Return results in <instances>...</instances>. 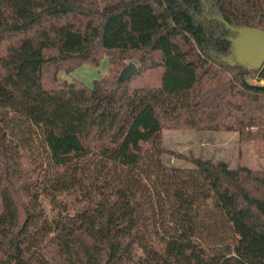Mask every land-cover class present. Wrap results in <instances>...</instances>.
<instances>
[{"label": "trees", "instance_id": "obj_1", "mask_svg": "<svg viewBox=\"0 0 264 264\" xmlns=\"http://www.w3.org/2000/svg\"><path fill=\"white\" fill-rule=\"evenodd\" d=\"M248 27L264 0H0V264H264V168L162 136L264 139ZM104 56L91 87L59 76Z\"/></svg>", "mask_w": 264, "mask_h": 264}, {"label": "rangeland", "instance_id": "obj_2", "mask_svg": "<svg viewBox=\"0 0 264 264\" xmlns=\"http://www.w3.org/2000/svg\"><path fill=\"white\" fill-rule=\"evenodd\" d=\"M136 60H126L124 68ZM122 68V70L124 69ZM111 62L108 56L102 58L100 65L84 64L71 73L61 72L60 78L80 79L87 86H92L95 79L109 76ZM121 70V71H122ZM121 73V72H120ZM256 82V78H252ZM264 83V81H261ZM163 145L175 152L193 155L202 159L225 161L230 168L246 165L253 169L264 168V139L241 137L239 132H214L195 130L164 129ZM165 164L190 168L193 165L175 156L165 155Z\"/></svg>", "mask_w": 264, "mask_h": 264}, {"label": "water", "instance_id": "obj_3", "mask_svg": "<svg viewBox=\"0 0 264 264\" xmlns=\"http://www.w3.org/2000/svg\"><path fill=\"white\" fill-rule=\"evenodd\" d=\"M236 55L241 63L259 68L264 63V30L258 27L239 29ZM138 70L135 62H130L120 73V80L130 79ZM69 81H72L69 78Z\"/></svg>", "mask_w": 264, "mask_h": 264}]
</instances>
